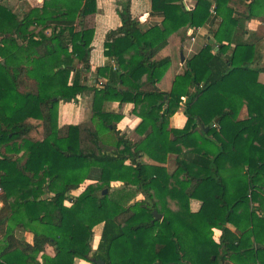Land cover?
I'll list each match as a JSON object with an SVG mask.
<instances>
[{
  "label": "trees",
  "instance_id": "1",
  "mask_svg": "<svg viewBox=\"0 0 264 264\" xmlns=\"http://www.w3.org/2000/svg\"><path fill=\"white\" fill-rule=\"evenodd\" d=\"M56 1L23 12L0 0V264L91 258L105 264H264L263 69L254 67L259 40L247 27L262 0H254L243 18L229 0H217L218 28L170 92L158 84L171 59L158 55L174 33L203 26L211 2L197 0L188 10L185 0H153L165 13L164 24L144 32L131 0H123L122 26L106 44L110 63L98 72L92 119L68 126L59 125V106L86 90L82 76L90 71L97 0H77L73 18L51 13ZM77 18L82 25H75ZM29 23L37 31L23 34ZM106 102L133 106L142 120L139 142L120 136L116 125L123 117L105 112ZM181 108L187 124L171 128ZM109 132L117 135L114 146L102 140ZM170 154L190 182L187 189L167 170ZM114 183L122 185L119 199ZM99 225L102 237L93 251ZM214 229L223 232L218 243ZM20 230L33 235L32 243L17 236Z\"/></svg>",
  "mask_w": 264,
  "mask_h": 264
},
{
  "label": "crops",
  "instance_id": "2",
  "mask_svg": "<svg viewBox=\"0 0 264 264\" xmlns=\"http://www.w3.org/2000/svg\"><path fill=\"white\" fill-rule=\"evenodd\" d=\"M122 1L123 0H97V14L94 19V36L90 54V71L84 72L82 76V84L86 86V90L73 102H61L59 106L60 126L78 125L80 123L89 122L92 119L94 88L99 81L98 72L110 63L105 55L106 44L116 37V32L122 26V21L119 16V10L121 9L120 3ZM209 1L211 2V8L216 6L217 0ZM253 1L254 0H229V7L233 10L236 17L243 18L247 17L249 7ZM10 2L14 3L15 0H10ZM15 3L21 11L27 12L31 9H39L43 7L45 0H25ZM51 5L49 11L56 16L66 14L67 16L70 15V18H73L78 9L77 0H57ZM184 6L188 10L194 9L197 6V0H185ZM131 10L133 18L139 22L140 28L144 32L153 28H160L164 24L165 13L153 8V0H131ZM252 13L254 15L247 22V27L250 33L252 35L254 34L255 38L259 40L258 52L260 59L254 67L263 69L262 73L259 75V82L264 84V0H262L259 5H256ZM75 23L76 26L83 24L78 18ZM219 24L220 18L218 15L211 13V16L203 26L198 28H193L192 26L184 27L169 38L167 47L158 55L159 59H171V66L168 72L158 84V87L162 92L171 91L176 77L185 73L188 61L206 46L211 32L217 29ZM54 25L55 24L52 26ZM37 29L38 27L36 25L29 23L22 28V33L28 35L36 32ZM250 36L251 35H243L240 38L246 40ZM218 47V44L213 41V48L215 51H218ZM136 59L137 58H134L130 63L123 65L121 68L124 71L128 70L135 63ZM79 68L81 69L82 67L80 66ZM132 107L133 106L129 103L121 104L119 102H106L103 110L107 113L121 115L123 120L116 125L117 132H119L121 137H124L128 141L137 143L141 138L137 133V128L142 120L133 114ZM245 118H247L246 111L241 114V119ZM187 120L185 110L181 108L171 118L170 127L183 129L187 124ZM102 140L106 144L114 146L117 142V135L114 132H109L102 137ZM176 159V155H169L167 170L169 174L174 177L176 182L180 184L182 189H187L190 186V182L186 179L183 170L177 166ZM144 161L145 163L150 162L147 158H144ZM88 184L89 182H86L82 184L79 189L72 191L70 197H79L86 190ZM113 186V191H116L114 192L115 197L117 199L121 198L119 191L121 190L122 185L114 183ZM140 199H143L142 195L137 196V200ZM192 208L194 211H197L200 208V204L194 201L192 202ZM102 230L103 225H99L94 229V239L92 244L93 251L98 249L102 237ZM213 232L214 240L218 243L223 232L219 229H214ZM17 236L28 243H32L33 235L25 231H18ZM46 253L49 257H54L55 249L51 246H47ZM74 264L94 263L90 260L75 259Z\"/></svg>",
  "mask_w": 264,
  "mask_h": 264
},
{
  "label": "water",
  "instance_id": "3",
  "mask_svg": "<svg viewBox=\"0 0 264 264\" xmlns=\"http://www.w3.org/2000/svg\"><path fill=\"white\" fill-rule=\"evenodd\" d=\"M210 43L213 44V41H211ZM206 130H208V129H206ZM106 192L107 191H105V193ZM154 215H155V217H156L157 220H162V218H163V216L160 215V214H158L156 211L154 212ZM90 261L93 262V263H95V264H105L103 261H98L95 258H91Z\"/></svg>",
  "mask_w": 264,
  "mask_h": 264
},
{
  "label": "built area",
  "instance_id": "4",
  "mask_svg": "<svg viewBox=\"0 0 264 264\" xmlns=\"http://www.w3.org/2000/svg\"><path fill=\"white\" fill-rule=\"evenodd\" d=\"M212 13L216 15L215 6L212 8ZM3 193L2 189L0 188V195Z\"/></svg>",
  "mask_w": 264,
  "mask_h": 264
},
{
  "label": "rangeland",
  "instance_id": "5",
  "mask_svg": "<svg viewBox=\"0 0 264 264\" xmlns=\"http://www.w3.org/2000/svg\"><path fill=\"white\" fill-rule=\"evenodd\" d=\"M103 137V136H102Z\"/></svg>",
  "mask_w": 264,
  "mask_h": 264
}]
</instances>
